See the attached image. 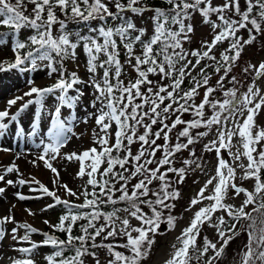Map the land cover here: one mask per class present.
<instances>
[{
  "label": "snow or ice",
  "instance_id": "snow-or-ice-1",
  "mask_svg": "<svg viewBox=\"0 0 264 264\" xmlns=\"http://www.w3.org/2000/svg\"><path fill=\"white\" fill-rule=\"evenodd\" d=\"M164 3L166 7L149 6L146 0H0V27L14 34L25 29L31 33L11 43L13 59L0 61V72L36 71L38 62H47L43 65L47 74L56 76L45 87L29 81V90L8 100L7 107L0 110V137H4L10 125L36 105L29 133L35 136L46 99L56 101L47 112V142L40 139L35 146H42V152L31 161L34 165L42 161L53 173V189L35 177L23 178L15 161L0 168V182L11 187L37 185L34 191L54 201L46 208L63 205L66 209L57 223L43 221L51 233L16 221L11 209L9 215L0 217V242L10 235L12 250L19 254L9 258L10 264H38L35 254L45 246L53 249L43 257L46 264H87L88 258L101 264L98 250H106L105 264H146L161 224L166 223L170 230L176 226L174 202L182 195L178 186L189 172L204 171L201 158L190 146L213 131L215 138L203 147L216 153L215 174L191 198L186 211L203 206L176 237L163 264H216L230 242L242 233L247 241L237 264H264V126L257 123L264 112V88L257 86L264 79V61L248 63L243 69L252 75L244 91L237 87V77L230 76L245 47L264 36V0H244V8L241 0H224L218 5L213 0ZM129 13L136 17L151 13V34L147 28L137 27ZM197 13L210 27L211 39L201 41L198 48H186L195 31L191 21ZM70 22L87 25L89 34L69 31ZM241 30L247 32V38L240 35ZM6 35L0 33V45L6 43ZM225 44L217 56L216 49ZM81 47L86 55L87 80L65 64L76 63ZM125 65L135 72V78L122 79L127 74ZM213 75L218 76L215 85L210 83ZM226 79L232 87L226 86ZM186 81L188 86L184 87ZM78 85L93 89L90 106L95 111L88 116L96 128L92 130L93 146L63 154L65 161L78 162L76 176L83 183L74 190L62 183L53 162L70 141L68 134L76 135L72 127L75 112L62 119V109L76 108L84 95ZM200 89L204 90L203 97L197 103ZM70 90L76 94L70 95ZM218 91L222 99L214 98ZM18 101L20 107L13 114L10 109ZM185 114L191 119H184ZM154 126L158 127L154 130ZM178 126L182 127L173 138ZM16 134L22 138L24 129L19 128ZM161 140L163 143L158 142ZM136 144L139 147L133 152ZM185 150L189 158L177 167L175 157ZM222 150L227 151L232 163ZM238 170L241 181H254L251 190L236 183ZM8 174L17 178L6 179ZM60 189L63 198L58 194ZM5 192L6 187H0V194ZM230 192L236 197L243 194L239 206L227 203ZM14 196L20 201L30 198L20 191ZM72 197L75 200L69 199ZM24 211L35 215L31 209ZM218 212L229 219L216 216ZM6 224L14 226L9 231ZM205 224L216 230V242L207 236L201 241ZM77 227L79 234H74ZM57 232L66 238L61 239ZM33 234L43 239L37 242Z\"/></svg>",
  "mask_w": 264,
  "mask_h": 264
},
{
  "label": "rangeland",
  "instance_id": "rangeland-1",
  "mask_svg": "<svg viewBox=\"0 0 264 264\" xmlns=\"http://www.w3.org/2000/svg\"><path fill=\"white\" fill-rule=\"evenodd\" d=\"M224 0H213L214 4H221ZM244 0H241V4L243 5ZM150 14V13H149ZM215 19V16L212 17ZM134 21L137 27H144L148 29V34L151 33V26H150V19L148 15H144L143 17H134ZM195 27V31L192 34V40L190 44H185L186 48L195 49L200 46L201 41L203 40H210L211 39V29L208 25L202 22V18L197 13L194 15L193 20L191 21ZM4 27H0V30ZM30 30H22L21 35L22 37L28 36ZM245 37V34L243 35ZM6 43L4 45H0V61H11L13 59V52L11 51V43L13 40L10 39L8 36L5 39ZM139 51V48H137ZM123 61L124 58H121ZM264 61V36H260L253 45L246 46L244 52L242 53L241 59L238 61L237 65L234 66L233 72L230 74L235 75L237 80L240 82L237 87L240 88L241 91L246 90V86L251 82L252 75L244 73L243 69L247 66L248 63L258 64L259 62ZM39 67L36 71H28L26 73H22L19 70H10L6 72H0V110H4L7 107V101L10 99L15 98L16 96L23 95L24 92L29 90V81H33L36 86L45 87L50 85L56 79V76H49L47 74V69L44 68V64L47 62H38ZM86 63V55L82 51V47L78 49V60L74 64L71 61H66V67L69 71L77 70L81 79L87 80L88 73L85 67ZM76 64L79 65V68H76ZM126 72H131L132 69L125 65ZM102 75V71L100 73ZM123 79V77H122ZM230 79V77H229ZM227 87H232L231 84L227 83V79L225 81ZM258 87L264 88V79H261L257 83ZM81 91L84 92L83 97H81L78 105L75 109H68L63 108L62 112L66 110L71 116V112L75 111L77 119L72 123L73 131L76 135H72L69 133L68 135L71 136V139L75 140L76 145L74 147L71 145V139L67 143V145L62 148L61 156L58 157L56 161H54V166L57 167L58 171L60 172V176L62 178V183H66L70 188L74 190H79L80 186L82 185L83 181L76 176V172L78 171V162L76 161H65L63 159L64 153H70L73 151L80 152L93 146L92 141V130L96 128V125H91L95 123L93 118H89L88 114L94 112L95 110L90 106V102L93 99L92 92L93 89L87 85H78ZM70 95L76 94L74 90L69 91ZM203 97V92L200 90V97L197 99L200 100ZM214 98L222 99V92L218 91ZM28 97H25L27 100ZM20 103L18 101L17 105L12 106L10 109L11 113H15L18 108L20 107ZM56 101L49 97L45 101V111L42 113L39 127L36 130L35 136H30L29 133L32 131V122L34 119V112L36 109V105H32L27 109L21 116L18 118V122H14L12 126L9 127L4 137H0V148H8L13 150L11 147L7 146V142L12 140L13 136H16V140H18L19 146L23 147V157L25 161L22 162L23 166L19 167L21 173H23V178L30 180L32 177L39 179L42 183H44L49 189H53V185L51 183L53 173L47 168H45L44 164L40 161H37L36 164L33 165L31 160L36 157L42 152L41 148H37L35 145L39 143L40 139H45L47 142V129L50 127V117L48 116V110L54 108ZM81 105V106H80ZM99 107V105H97ZM81 108V109H80ZM84 109V110H83ZM82 110V111H81ZM210 111V110H209ZM81 112V113H80ZM86 112V113H85ZM81 114V115H80ZM85 115V116H84ZM87 120V123L84 121ZM257 123L261 126H264V112H262L258 118ZM16 125H20L24 129L23 137L17 136V132L15 130ZM91 125V126H90ZM204 131L205 129H200ZM142 131V129H141ZM215 131L211 132L207 137H203L200 141L190 147L194 148L196 151L197 156L201 158V163L203 164L204 171L197 170L195 172H189L185 182L180 184L178 187L181 191V197L175 201V209L173 210V214L177 217L176 226L173 229H169V226L166 223H162L159 232L155 236L156 243L153 245L151 249L150 258L147 259L146 264H163L164 260H166L169 254L172 251V244L176 243V237L180 234L183 228L188 226L194 212L198 210L199 207L203 205H197L191 210L186 211L189 207V202L191 198L196 194V192L203 186L205 181L209 178V176L215 174V167L217 164V156L216 153L213 152H206L204 151V144L208 143L209 140L215 138ZM235 142V141H234ZM138 144L133 145V152L136 151ZM22 148V149H23ZM21 150V149H20ZM17 152V151H16ZM22 152V150H21ZM6 152L0 151L1 154H5ZM18 153V152H17ZM188 151L186 150L183 157H189ZM36 155L35 157H33ZM222 155L232 163V160L227 155L226 150H222ZM15 158H13L14 160ZM1 160V159H0ZM17 160V159H16ZM19 160V159H18ZM176 166L180 167L181 159H175ZM65 162V164H64ZM247 163L246 160L243 161ZM63 163V164H62ZM68 163V164H67ZM67 164V165H66ZM5 166V162H0V168ZM64 171L67 174H64ZM69 174V175H68ZM242 173L238 170L237 172V181L238 185H241L249 190L252 189L254 181L247 180L241 181L239 176ZM70 176V177H69ZM16 174H8L6 179H16ZM84 179H87L85 177ZM0 187H6V192L0 194V217H4L9 215V210L11 209L12 214L15 216V220L19 222H28L33 226L41 229L42 231L52 230L49 228L48 225L43 223L44 220H48L50 223H56L57 217V205L53 208H46L48 204L54 203L52 198L44 196L38 191H34L33 189L38 188L37 185H29L26 184L21 187H11L4 184V182H0ZM20 191L24 195L30 197L28 200L20 201L15 196L14 193ZM211 191V187L209 188V192ZM8 192V193H7ZM58 194L63 198L64 191L60 189ZM207 194V193H206ZM75 200L74 197L69 198ZM244 199L243 194L236 197L233 195L232 192L229 193V199L227 203L233 204L235 206H239ZM79 202V201H78ZM205 204L208 202L205 201ZM15 205V208L12 206ZM31 209L35 215H28L24 209ZM46 209V210H42ZM251 211V207L247 209ZM216 216L225 215L223 212H218L215 214ZM225 219H229L225 215ZM133 224L137 222L135 220L132 221ZM13 224H6L4 227L10 231L13 227ZM21 235L23 231L21 230ZM204 236H207L213 242H216L218 237L216 235V230L212 227H209L207 224L202 226L201 231V241ZM32 239L35 241H41L43 237L39 234H33ZM247 241V235L242 233L238 238L234 239L230 242L229 246L227 247L223 256L216 262V264H237L239 259V252L242 249L243 245ZM14 242L11 240L10 235L6 236V238L0 242V252L2 256H5L4 264H10V257H16L19 254L12 250V245ZM27 246V245H25ZM48 247H41L38 249L37 253L35 254V259L38 261V264H46V261L43 259L45 255L48 254ZM211 255V253H209ZM107 255H100L98 258L101 260V264H105ZM87 264H94V260L92 258L87 260Z\"/></svg>",
  "mask_w": 264,
  "mask_h": 264
},
{
  "label": "trees",
  "instance_id": "trees-1",
  "mask_svg": "<svg viewBox=\"0 0 264 264\" xmlns=\"http://www.w3.org/2000/svg\"><path fill=\"white\" fill-rule=\"evenodd\" d=\"M146 2H147V4L149 5V6H152V7H166V5H165V3H164V0H146ZM244 2H243V5L241 4V7L242 8H244ZM31 6H29V8H30ZM145 15H148L149 17L151 16V13L149 14V13H146ZM128 16H131L132 18H133V20H134V15L133 14H131V13H129L128 14ZM135 22V21H134ZM151 22V21H150ZM118 23V22H117ZM150 26H151V23H150ZM68 29H69V31H72V32H77V31H79L81 34H84V35H87V34H89L88 33V26L87 25H84V24H76V23H69V25H68ZM27 30V29H26ZM0 33H7V35L6 36H4L3 37V39L5 40L8 36L10 37V39L11 40H15V39H17V38H20V39H24V38H26V37H22V35H21V33H19V34H14L10 29H8V28H6V27H4L3 29H1L0 30ZM29 33H30V31H29ZM31 34V33H30ZM29 34V35H30ZM151 34V33H150ZM150 34H148V35H150ZM245 34V38H247V32L245 31V30H241V32H240V35H244ZM260 38V36H258V38L257 39H259ZM227 45L225 44V45H221L220 47H218L217 49H216V54H217V56L219 55V52L220 51H223V48L224 47H226ZM121 58H124L125 59V57H124V54H123V52H122V54H121ZM127 74L125 75V76H122L123 77V79H125V81H127L128 79H133V78H135V72L132 70L131 72H126ZM153 79H157L156 77H152ZM216 79H218V76H216V75H213V77H212V80H211V84L212 85H215V82H216ZM165 83H167V81H165ZM188 85H187V81L185 82V85H184V87H187ZM200 90H202V92H204V90L203 89H200ZM197 103H199L200 102V100H198L197 99V101H196ZM184 119H191V116L190 115H188V114H185L184 115V117H183ZM155 127H158V126H154V130H155ZM179 127H182V126H178V129H176V130H174V132L172 133V136H173V138L175 137V133L179 130ZM159 143H163V141L161 140V141H158ZM139 147V145L137 146V148ZM186 151V150H185ZM185 151H182L181 153H179V154H177V156L175 157V159H181V162H182V160L183 159H185V157H183V155H184V153H185ZM158 156H159V153L157 154ZM189 155V154H188ZM187 158H189V157H187ZM171 175V174H170ZM122 206V205H121ZM107 210H111L110 209V207L109 208H107ZM65 211H66V209H65V207L63 206V205H58V207H57V213H56V217H57V222H58V219H59V216L60 215H63L64 213H65ZM241 223H245L244 221H242ZM45 232H52V230H46ZM57 236H59L61 239H64V238H66L65 237V234L64 233H59V232H57V233H55ZM74 234H79V229H78V227L77 228H74ZM98 240H99V238H98ZM53 251V249L51 248V247H49V249H48V254H50L51 252ZM100 255H107V252H106V250H98L97 251V256L99 257ZM88 259H90V258H88ZM87 259V260H88Z\"/></svg>",
  "mask_w": 264,
  "mask_h": 264
},
{
  "label": "bare ground",
  "instance_id": "bare-ground-1",
  "mask_svg": "<svg viewBox=\"0 0 264 264\" xmlns=\"http://www.w3.org/2000/svg\"><path fill=\"white\" fill-rule=\"evenodd\" d=\"M81 106V105H80ZM81 109V108H80ZM84 110V109H83ZM82 111V110H81ZM75 112V111H74ZM63 113V115H62V119H67L70 115L68 114V113H66V110L65 111H63L62 112ZM81 113V112H80ZM86 113V112H85ZM71 114H72V112H71ZM76 114V113H75ZM81 115V114H80ZM85 116V115H84ZM13 125V123L10 125V126H12ZM91 125H93V127H94V125H95V123H92ZM90 125V126H91ZM19 128H21V126L20 125H16V127H15V130H16V132L19 130ZM7 146H9V147H11L13 150H11V151H9V152H6L5 154H1L0 155V162L1 161H4L5 162V166L6 165H10L13 161H15V163L19 166V167H22L23 166V164H22V162L23 161H25V158L23 157V155H22V153H23V150H24V148L23 147H20L19 146V143H18V140H16V136H13V138H12V140L10 141V139H9V141L7 142V144H6ZM71 145L74 147V145H76V143H75V140L74 139H71ZM23 148V149H22ZM22 150V152H21V150ZM18 153H17V152ZM80 151H81V149H80ZM20 156V158H19V160L17 159L16 160V157L17 156ZM36 155H34L33 157H35ZM13 158H15L14 160H13ZM35 158H33V160H34ZM32 161V160H31ZM41 163H43L42 161H40ZM33 164V163H32ZM63 164V163H62ZM64 164H65V162H64ZM68 164V163H67ZM66 164V165H67ZM34 165V164H33ZM37 166H39V164H36ZM64 174H67V172H65L64 171ZM69 175V174H68ZM70 177V176H69ZM8 193V192H7ZM1 251V250H0ZM5 256H2V254H1V252H0V264H4V262H5Z\"/></svg>",
  "mask_w": 264,
  "mask_h": 264
}]
</instances>
